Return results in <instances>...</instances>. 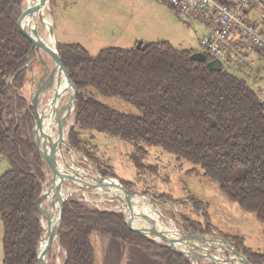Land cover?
<instances>
[{
    "label": "trees",
    "instance_id": "obj_1",
    "mask_svg": "<svg viewBox=\"0 0 264 264\" xmlns=\"http://www.w3.org/2000/svg\"><path fill=\"white\" fill-rule=\"evenodd\" d=\"M23 4L24 0H0V155L9 165L0 175L2 264H37L43 235L36 201L47 180L46 165L33 142L35 118L30 101L22 95L29 79V70L23 67L29 56L35 59L32 44L18 28ZM57 49L77 90L74 126L67 142L94 163L102 176L118 180L127 191L133 189L132 182L101 167L79 139L80 130L132 145L138 170L143 167V146L159 147L199 167L230 201L254 213L264 225V102L245 80L223 67L210 71L211 58L194 62V52L167 42L142 43L139 49L110 47L94 56L75 43H57ZM100 96L119 98L135 106L138 115L111 108ZM155 199L178 204L166 196ZM181 204L190 205L197 218L181 213L188 231L216 235L250 264H264V254L248 249L239 235L215 229L207 204L192 196ZM95 232L138 247L163 264H193L169 247L129 230L122 212L89 208L75 198L64 202L58 234L64 264H94L91 237Z\"/></svg>",
    "mask_w": 264,
    "mask_h": 264
},
{
    "label": "rangeland",
    "instance_id": "obj_2",
    "mask_svg": "<svg viewBox=\"0 0 264 264\" xmlns=\"http://www.w3.org/2000/svg\"><path fill=\"white\" fill-rule=\"evenodd\" d=\"M45 10L46 16L52 22L53 30H55L56 43L79 44L93 56L110 47L130 49L136 47L138 42H167L177 49L201 52L199 41L205 33V29L198 24L184 23L178 18L174 9L166 2L158 0H52L49 6L45 5ZM42 32L46 34L44 29ZM34 57L33 65L29 70L28 82L22 92V95L28 100L32 97L38 78L42 73L35 52ZM44 59L52 67V61L47 55L44 56ZM222 64L226 71L240 77V73L233 70V64L229 65L231 69L227 68L226 63ZM31 73L35 77L34 83L30 79ZM255 74L256 71L248 72L249 77L246 81L264 102V90L261 95L256 90L264 85L263 78L261 76L254 77ZM28 85L32 87L27 90ZM67 99L68 97L64 99V102ZM100 100L122 113L138 115L135 106L119 98L100 96ZM72 120L74 121V117ZM78 134L84 147L96 156L102 168L112 170L118 179L132 182V191L140 193L141 197L146 196L143 198L148 201L142 203L146 207L145 210L148 212L149 218L160 230L170 231L174 234L179 232V235L187 233L188 230L181 221V213L189 219L197 218L191 212L190 205L181 203L192 196L207 204L211 223L217 231L224 235H239L248 249L264 254V225L257 220L254 213L247 212L230 201L219 190L218 183L205 176L199 167L187 163L159 147L143 146L145 150V154L141 158L143 167L138 170L132 159L134 153L132 145L94 131L80 130ZM65 151L69 152L70 150L65 149ZM71 152L74 163L90 173H96L97 166L94 163L76 150ZM8 167L6 159L0 155V175ZM45 173L47 180L43 189L48 188L51 182V174L47 166ZM68 187L73 191L68 199H78L86 203L89 208L98 210L123 211V205L120 202L106 198L102 192L88 189L79 190L72 185ZM160 196H166L172 201L177 200L178 204L175 205L171 202L173 205H170L165 202L164 206H161L149 199V197L155 199ZM152 206L161 212L159 220L163 227L154 222L151 213ZM138 214L144 213L139 211ZM198 220H202L201 217ZM98 234L95 232L91 237L95 253L99 248L96 241ZM209 236L217 237L216 235ZM2 238L3 228L0 224V264L3 260ZM53 246L46 257L48 264H63L64 253L58 247L57 242ZM56 249H58V253H56ZM226 254L224 252L222 255L228 258L229 256ZM199 264L214 263L204 259Z\"/></svg>",
    "mask_w": 264,
    "mask_h": 264
},
{
    "label": "water",
    "instance_id": "obj_3",
    "mask_svg": "<svg viewBox=\"0 0 264 264\" xmlns=\"http://www.w3.org/2000/svg\"><path fill=\"white\" fill-rule=\"evenodd\" d=\"M25 3L26 0H24L22 13L18 21V28L21 34L32 44L35 56L42 71L35 86L34 93L29 99L35 118L33 142L36 150L38 151L47 168L50 170L51 174V182L49 187L46 188V191L43 189L36 201L39 220L43 228V235L37 250V264H48L46 257L48 256L54 243L57 242V245L60 248L58 234L62 222L64 202L68 200L69 196L71 195L66 194V196L63 197V190L66 188L70 189L68 186L71 185L77 187L79 190H106L108 188L117 190L122 197H119V199L115 200L123 205V211L121 212L125 215L126 225L129 230L138 233L139 235L155 242L156 244L169 247L178 255L188 258L193 264H198L204 259L214 264H250V262L238 251H236L228 242L219 237L195 234L190 231L175 236L172 235L170 231L158 229L147 215H139L135 212L132 199L136 196H142L140 193L135 191H127L118 180L116 181V179L109 176H102L98 170H96L95 174L90 173L88 170L83 169L73 162L71 151H74V149L71 148L66 141V136L74 126L72 117H74V111L76 107V87L61 62L52 25H50L47 30L49 37L53 42L51 45L45 43L38 36L37 26L38 21L43 23L42 14L39 16L38 21H34V28H31V30L28 31L26 27H24V21H26V18L28 16H32L36 11L43 10L46 4L49 6L50 0H39L34 7H27ZM141 46L142 42H138L136 48L139 49ZM45 55L51 59L52 67L49 66V64L44 59ZM191 59L194 62L204 63L206 62V55L202 52H195L191 55ZM31 63L32 57L29 56L23 69L30 70ZM207 67L213 72L221 71L220 63L216 59L209 61L207 63ZM61 77L66 80V86L71 89V93L68 96L66 103H62L58 109H56L55 106L52 110L55 114V119L53 122L55 125L53 132L56 135V138H53L52 133L44 129V119L46 118V114L43 111L46 107L52 108L56 100H58V98L61 96ZM30 79L31 82L34 83L35 77L33 73H31ZM50 93L51 98L49 97ZM67 123H69V126L66 134L64 135V129L66 128ZM65 149H69L70 151L66 152ZM74 168L80 169L81 173L76 171ZM45 184L46 182L44 185ZM50 191H53L57 201L58 211L57 224L52 229V210H54L56 205L53 203H48L46 200L47 194ZM149 199L161 206H164L165 204L150 197ZM166 203L173 205L171 202ZM135 217L146 221L149 227L142 228L133 226ZM44 223L46 224L47 229H49L48 231L45 229ZM43 239H45V246L42 250H40V244L42 243ZM224 252L228 254V258L223 256Z\"/></svg>",
    "mask_w": 264,
    "mask_h": 264
},
{
    "label": "built area",
    "instance_id": "obj_4",
    "mask_svg": "<svg viewBox=\"0 0 264 264\" xmlns=\"http://www.w3.org/2000/svg\"><path fill=\"white\" fill-rule=\"evenodd\" d=\"M158 1L172 7L184 23L205 29L200 39L202 53L218 60L221 67L224 68L222 63L227 68L230 64L237 69L249 67L254 55H264V9H259L258 19L249 20L253 0Z\"/></svg>",
    "mask_w": 264,
    "mask_h": 264
},
{
    "label": "bare ground",
    "instance_id": "obj_5",
    "mask_svg": "<svg viewBox=\"0 0 264 264\" xmlns=\"http://www.w3.org/2000/svg\"><path fill=\"white\" fill-rule=\"evenodd\" d=\"M38 1L39 0H26V3L25 4H26L27 7H34L38 3ZM41 14H42V17H43V23H40L38 21L39 20V16ZM34 21H38V26H37L38 36L45 43H47L48 45H51L53 42H52V39L49 37V34H48V31L47 30H48L49 26L52 25V22L46 16L45 6H44L43 10L36 11V12H34V14L32 16H28L26 18V21H24V27H26V29L28 31L31 30V28H34ZM42 29L45 30L46 34H44L42 32ZM60 91H61L60 92L61 93V96L58 98V100H56V102L54 103L53 107L52 108L51 107L50 108L49 107L48 108L46 107L44 109V111H43L46 114L45 115L46 118L44 119V129H46L47 131H50L52 133V135H53V138H56V135L53 132L54 125H55V123H53L54 122V119H55V114H54V112L52 110H53V108L55 106H56V109H58L62 103H66V101L64 102V99L66 97H68L70 95V93H71V89L66 86V80L63 77H61ZM49 97L51 98V93L49 94ZM66 125L67 126L64 129V135L67 132L69 123H67ZM74 169L76 171H79L81 173V170L80 169H77V168H74ZM45 191H46V189H45ZM97 191L104 193L105 196H106V198H109V199H119V197H122L121 194L117 190H115L113 188H108V191H105L104 189L97 190ZM72 192L73 191L70 190V189H67V188L64 189L63 190V193H64L63 194V197H65L66 194H72ZM46 200L48 201V203H53V204L56 205L55 208H54V210H52V226H51V229H52L53 227H55V221L58 218L57 204H56V199H55V196L53 194V191L48 192ZM143 201H148V199L143 198L141 196L133 197V199H132L133 207H134V210H135L136 213H138L139 211H142L144 213V215H147L148 216V212L145 210L146 207L142 203ZM152 204H153V202H152ZM151 213H152V215L154 217L153 218L154 222H156V224L161 225L163 227V225L161 224V222L159 220V214L161 212H159L158 210L154 209L153 206H152ZM134 224H135L136 227H142V228L149 227V225H148V223L146 221L145 222L144 221H141L137 217H135ZM44 225H45V229L48 231L49 229H47L45 223H44ZM171 234L172 235H175V236H178L179 235V232H175V234L174 233H171ZM44 246H45V239H43L42 240V243L40 244V250H42ZM52 247H54V246H52ZM56 253H58V249H56Z\"/></svg>",
    "mask_w": 264,
    "mask_h": 264
},
{
    "label": "crops",
    "instance_id": "obj_6",
    "mask_svg": "<svg viewBox=\"0 0 264 264\" xmlns=\"http://www.w3.org/2000/svg\"><path fill=\"white\" fill-rule=\"evenodd\" d=\"M229 1L233 2L235 0ZM253 2L254 7L249 12V20L258 19L260 17L259 9H264V0H253ZM57 31L59 32V30ZM228 68H230V66ZM233 70L238 71V73H240V78L245 81L249 77V75H247L248 72L253 73L254 71H256L254 77L258 78L259 76H261L263 78L264 83V55H254L253 63L249 67L237 69L236 66L233 64ZM31 87V85H28L26 89L28 90ZM256 90L258 94L261 95L264 90V85L261 86V88H257ZM96 241L99 245V248L97 249L96 253L94 249V264H163L161 260L152 257L146 251L135 246L127 245L124 242L112 238L108 235L98 234L96 236Z\"/></svg>",
    "mask_w": 264,
    "mask_h": 264
}]
</instances>
